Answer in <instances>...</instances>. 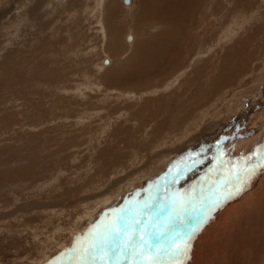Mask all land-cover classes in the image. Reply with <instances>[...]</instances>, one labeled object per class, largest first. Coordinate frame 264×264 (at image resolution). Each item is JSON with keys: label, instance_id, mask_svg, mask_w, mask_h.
Returning <instances> with one entry per match:
<instances>
[{"label": "rangeland", "instance_id": "rangeland-1", "mask_svg": "<svg viewBox=\"0 0 264 264\" xmlns=\"http://www.w3.org/2000/svg\"><path fill=\"white\" fill-rule=\"evenodd\" d=\"M141 1L0 0V264L90 263L121 209L182 221L262 144L264 0Z\"/></svg>", "mask_w": 264, "mask_h": 264}, {"label": "bare ground", "instance_id": "bare-ground-1", "mask_svg": "<svg viewBox=\"0 0 264 264\" xmlns=\"http://www.w3.org/2000/svg\"><path fill=\"white\" fill-rule=\"evenodd\" d=\"M173 1L164 0L163 2L160 3V5L162 7V5L166 4L167 8L170 9L171 6L173 7L175 5ZM132 2L133 0H127V4H124V0H123V4L125 5V7L126 6L129 7L128 9H131L130 6L132 5L133 7L135 6ZM131 3L132 5H130ZM146 4H147V0L141 1L140 4L141 14L144 13V7H145L144 5ZM146 6H148V4ZM157 8H158L157 5H155L154 9ZM241 24H243L242 21ZM235 25L236 27L240 28V26H238L237 23ZM235 25H233L232 22L229 23L227 25V28H225V31L222 32L223 35L225 37L230 36V35L226 36L227 32H230L232 35ZM221 38H222L221 39L222 42L223 37ZM132 40H133L132 36L128 35L126 42L132 43ZM200 53L202 54V52ZM103 63L104 65H108V61L106 60H104ZM260 79L263 78L261 77ZM262 104H264V93L262 95V98L258 101V104L247 105L246 108H244V110L242 111L240 110L241 113L239 115L240 116L239 119L242 118V119L250 120V117L256 116L254 111L257 108L261 107ZM234 122L232 123L230 122V124L227 125L226 129L223 128L221 130H218V133L216 132L213 138L210 140H208L210 138V137L208 138L210 133L207 134V131L209 128L212 127L206 126L204 129L201 128L202 130H200L197 133V135H195V140H197V138L199 139V137H201L203 141H208V142L213 141V139L218 140L220 137H224V135L226 136L230 128L232 129L237 127V126H233L234 124L237 123ZM260 129L261 131H263L264 125ZM259 140L261 142L263 139L259 138ZM244 143L247 145L246 142ZM208 148L211 147L209 146ZM185 150L186 149L183 144L178 146L176 149H172L171 153H174L176 156H179L181 154L185 155L187 152ZM213 151L214 150L212 149H208V150L204 149L200 153H202V158L203 157L205 158L209 156L211 153H213ZM194 154H196V152H194ZM199 155L200 154H198L197 156L198 158L197 160L191 159L188 162L192 164L197 163L198 160L202 159ZM262 155H264V140L262 144H260V146H258L253 150L251 155L247 156L246 159H244L243 161L241 160L240 163H238L239 162L238 161L237 162L238 164H236V166L234 165V163L232 164L235 167L231 168V170L232 171L233 169L237 170L238 168L239 171L237 172H239L244 177L243 182L236 179H232L231 177H229L228 179L227 178L224 179L225 182L224 187L217 186L215 187L214 190L208 193V195H205L203 197L201 195L202 199H196L197 201L193 206H191L192 208L190 209L186 219L184 218L182 221H175L168 225L170 230L169 237H171L172 235L171 230L173 229L175 230V234L178 237L176 241V246H182L183 240L187 237V234L191 232L193 228L196 229L195 234L193 235L192 239L189 241L191 247L187 254V258L183 260V264H227L225 262L229 261L230 253L229 251L226 252L225 250L223 251V249L222 250L220 249L224 245L228 246V250L230 249L233 250L232 248L234 246H237L239 248L238 254H243L247 259L251 256L250 264H260L259 262H262V258L260 256L264 255V166H259L261 164H264V160L260 159ZM249 157L251 159H249ZM245 169H247V172L245 171ZM231 170L227 171L226 174H229ZM249 173H251V175H249ZM237 188L241 190L237 191ZM194 216L197 218V220H195V223L192 224L191 217L193 219ZM246 241L248 242V244L246 243V245H244L246 247L243 248L242 242L245 243ZM163 247H166V244H164ZM71 256L72 255H69L67 257L70 264L74 259V258L71 259ZM58 261L60 262L62 261V259ZM63 263H65V260H63ZM87 264H94V262L91 261L90 263ZM95 264H99V261H95ZM108 264H111V261H109ZM121 264H127V261H122Z\"/></svg>", "mask_w": 264, "mask_h": 264}, {"label": "snow or ice", "instance_id": "snow-or-ice-1", "mask_svg": "<svg viewBox=\"0 0 264 264\" xmlns=\"http://www.w3.org/2000/svg\"><path fill=\"white\" fill-rule=\"evenodd\" d=\"M260 159L264 160V155ZM230 175L232 179L241 182L244 180L239 172ZM239 190L241 189L237 188ZM179 203L183 207L186 202L180 200ZM144 210L138 209L136 215L131 216L121 209V214L96 232L90 248L85 250L84 258L87 260L91 257L94 264L95 261H99V264H108L109 261L111 264H121L122 261H127V264H165L162 257H168V264H183L191 247L189 241L196 229L193 228L187 234L182 246H176L178 237L174 229L169 237L168 225L173 222L172 218L169 217L167 221H150L154 230L149 231V225L137 218L144 215ZM164 244H167L166 248L163 247Z\"/></svg>", "mask_w": 264, "mask_h": 264}, {"label": "water", "instance_id": "water-1", "mask_svg": "<svg viewBox=\"0 0 264 264\" xmlns=\"http://www.w3.org/2000/svg\"><path fill=\"white\" fill-rule=\"evenodd\" d=\"M124 4H127V0H124Z\"/></svg>", "mask_w": 264, "mask_h": 264}]
</instances>
